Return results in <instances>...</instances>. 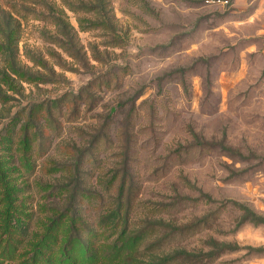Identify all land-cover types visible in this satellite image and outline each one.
<instances>
[{
	"label": "rangeland",
	"instance_id": "1",
	"mask_svg": "<svg viewBox=\"0 0 264 264\" xmlns=\"http://www.w3.org/2000/svg\"><path fill=\"white\" fill-rule=\"evenodd\" d=\"M0 264H264V0H0Z\"/></svg>",
	"mask_w": 264,
	"mask_h": 264
},
{
	"label": "trees",
	"instance_id": "2",
	"mask_svg": "<svg viewBox=\"0 0 264 264\" xmlns=\"http://www.w3.org/2000/svg\"><path fill=\"white\" fill-rule=\"evenodd\" d=\"M101 1V0H99ZM208 198V197H207ZM119 219L118 214H112L110 215L107 219H105L104 224H113ZM20 234L22 237H27L29 236V228L28 227H20L19 228Z\"/></svg>",
	"mask_w": 264,
	"mask_h": 264
}]
</instances>
